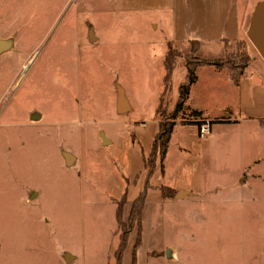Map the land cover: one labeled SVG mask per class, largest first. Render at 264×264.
Returning <instances> with one entry per match:
<instances>
[{
  "label": "rangeland",
  "instance_id": "rangeland-1",
  "mask_svg": "<svg viewBox=\"0 0 264 264\" xmlns=\"http://www.w3.org/2000/svg\"><path fill=\"white\" fill-rule=\"evenodd\" d=\"M170 21L128 0H0V264H118L120 223L141 192L142 228L122 264H255L264 210L245 193L233 198L254 153L239 127L219 120L199 139L198 118H179L165 167L158 154L152 174L145 157L159 131L169 44L181 52L169 111L188 54L223 57L228 47L234 65L245 52L250 64L264 55L247 34L245 50L230 40L194 52L173 42ZM208 80L194 97L206 122L232 119L226 109L213 115L237 95ZM173 246L184 248L179 263L164 259Z\"/></svg>",
  "mask_w": 264,
  "mask_h": 264
},
{
  "label": "crops",
  "instance_id": "crops-1",
  "mask_svg": "<svg viewBox=\"0 0 264 264\" xmlns=\"http://www.w3.org/2000/svg\"><path fill=\"white\" fill-rule=\"evenodd\" d=\"M128 1L136 3L141 10H155L159 21L160 17L168 15L171 19L170 31L174 43L181 44L190 42V40H199L202 42L201 48H205L207 44H214L225 38L236 40L243 34H247L254 9L263 0H258L255 5L250 4V6L246 5L248 0ZM247 11H249L248 14L244 15V12ZM244 18L249 20L248 26L246 24L244 26ZM204 54L203 52L200 56H206ZM197 74L198 81L192 87L189 102L191 107L203 110L204 114L203 105L194 99L200 98L202 90L205 92L210 90L209 86L204 87L206 80L222 81L230 88V92L233 91L237 95L236 101L223 102L218 114L213 117L224 114V109L232 112V119H218L229 122L219 124H227L232 129L239 127L243 132L242 141H247L245 144L254 150L252 156L244 161V169L236 181L235 186L238 188L233 195L234 200L245 193L246 196L250 195L253 200H258L259 207L264 210V64L254 58L239 84L234 82L231 72L228 73L225 69L218 70L209 65L200 66L197 69ZM259 135L261 137L257 138ZM199 139H203V137ZM184 149L186 150V148ZM257 225L260 227L261 247L252 251L250 255L252 260H255V264H264V217L258 221ZM180 247L181 252L173 246L172 250L167 251L164 259L169 263L182 261L184 248ZM66 257L67 259L70 257L71 260L76 258L71 252L66 254ZM246 258L249 259V255Z\"/></svg>",
  "mask_w": 264,
  "mask_h": 264
},
{
  "label": "trees",
  "instance_id": "trees-1",
  "mask_svg": "<svg viewBox=\"0 0 264 264\" xmlns=\"http://www.w3.org/2000/svg\"><path fill=\"white\" fill-rule=\"evenodd\" d=\"M236 39L234 42H239V45L242 46V49L245 50L248 46V41L244 39ZM223 41L230 43V39H223ZM190 43L192 44V50L194 52L201 49L202 42L199 40H190ZM195 44V45H194ZM228 47L226 48V55L223 57H201L196 56L190 57V54L186 56L187 62V78L186 80L180 85L179 87V95L175 102L174 108L169 111L168 106L170 105V102L167 100L168 96L172 95L173 87L171 85V78L173 71L176 67L177 60L181 56V52L178 51V49L174 48L172 45H169V50L165 56V76L163 78V92L159 97V103H158V109L157 114L160 117L159 121V131L155 137V140L152 145V151L151 155L149 157H145V166L149 170L150 173L153 174L155 167H156V157L159 154L160 157V163L162 168L165 167V159L170 147V143L172 140V135L175 130V127L177 125V120L180 118L181 122H183L184 118L188 116H194L198 120H193L194 124H197L199 130L201 126L205 123L207 116L204 114L203 110L195 109L191 107L188 104V101L190 100L191 91L193 85L198 81V74L197 69L200 66L209 65L213 66L218 70L222 69H229L232 73V78L236 84H239L242 77L246 74L247 69L250 65L251 57L246 52L241 56L240 62L234 65V59H230L228 55ZM207 119V120H206ZM223 119V118H222ZM219 121L218 119H213V122H209V126H212L214 122ZM226 121V120H222ZM184 124V123H183ZM128 200L126 199V202ZM125 201H120L118 205L117 210V216L122 211V206L126 204ZM146 204V193L141 192V194L131 202V210L129 214V219L127 221L121 222V234H120V243L115 251V257L118 264H122L125 250L127 248V244L129 242V238L131 235V232L133 231V228L135 224H137L140 228H142V214H143V208ZM127 225L128 228H125ZM138 229V237L137 241L134 247L137 246V244H141L143 238H142V230L139 232ZM134 255V254H133ZM135 260V258H134Z\"/></svg>",
  "mask_w": 264,
  "mask_h": 264
},
{
  "label": "water",
  "instance_id": "water-1",
  "mask_svg": "<svg viewBox=\"0 0 264 264\" xmlns=\"http://www.w3.org/2000/svg\"><path fill=\"white\" fill-rule=\"evenodd\" d=\"M247 35L259 52L264 55V0L259 2L253 12L250 20ZM104 143L108 144L107 138L104 136ZM72 158H68L71 162Z\"/></svg>",
  "mask_w": 264,
  "mask_h": 264
},
{
  "label": "built area",
  "instance_id": "built-area-1",
  "mask_svg": "<svg viewBox=\"0 0 264 264\" xmlns=\"http://www.w3.org/2000/svg\"><path fill=\"white\" fill-rule=\"evenodd\" d=\"M209 124L208 123H205L201 126L199 132H200V136L201 137H204L206 135V133L209 132Z\"/></svg>",
  "mask_w": 264,
  "mask_h": 264
},
{
  "label": "bare ground",
  "instance_id": "bare-ground-1",
  "mask_svg": "<svg viewBox=\"0 0 264 264\" xmlns=\"http://www.w3.org/2000/svg\"><path fill=\"white\" fill-rule=\"evenodd\" d=\"M124 106H127L126 100L122 99Z\"/></svg>",
  "mask_w": 264,
  "mask_h": 264
}]
</instances>
